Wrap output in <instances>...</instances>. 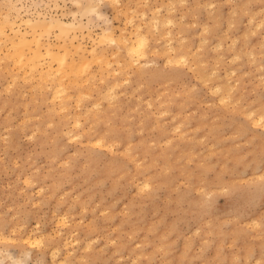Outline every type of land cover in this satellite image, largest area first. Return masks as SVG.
<instances>
[{"label": "rangeland", "instance_id": "rangeland-1", "mask_svg": "<svg viewBox=\"0 0 264 264\" xmlns=\"http://www.w3.org/2000/svg\"><path fill=\"white\" fill-rule=\"evenodd\" d=\"M16 10L80 21L38 31L81 71L49 100L48 59L0 47V264H264V0H0L1 25Z\"/></svg>", "mask_w": 264, "mask_h": 264}, {"label": "bare ground", "instance_id": "bare-ground-1", "mask_svg": "<svg viewBox=\"0 0 264 264\" xmlns=\"http://www.w3.org/2000/svg\"><path fill=\"white\" fill-rule=\"evenodd\" d=\"M185 1V0H184ZM80 2V1H79ZM81 4V3H80ZM172 4V3H171ZM81 7V6H80ZM97 7H98V5H96V4H90L89 5V7H86V9H84V11H81V13L83 12V14H84V12L85 11H91V12H93V11H95L96 12V9H97ZM18 9V8H17ZM20 9H22L21 7H20ZM247 11V10H246ZM16 12H17V10H16ZM91 12H88V13H91ZM18 13V12H17ZM87 13V12H86ZM98 13V12H97ZM23 14V13H22ZM99 15H100V13H98ZM85 15V14H84ZM90 15V14H89ZM8 16V15H7ZM16 17L15 18H12V16H11V18L8 16V17H6L7 18V20H6V22H3V23H6V24H3L2 23V25H1V23H0V47L5 43V44H7V43H9L10 44V47H9V45H8V47H9V49H8V51H7V53L6 54H4L5 55V57H10L11 59H12V61L16 64V65H19V66H24V65H28V64H30L29 66L31 67L30 69H32V72H34L33 71V69L35 70V69H37V68H39L38 66L39 65H43L45 62H48L49 61V68L48 69H41V71H39L40 73H41V78H42V80H51L52 82H50V83H53V85H54V89L55 90H53V94L54 95H51V97H53L52 99L50 98L49 100H53L56 96L58 97L59 96V94H61V90L63 89L62 88V86H63V80H65V79H62V77H67L68 76V74L69 73H72V72H74L75 73V75L77 76V75H80V74H78V73H80L79 71H81V70H79L78 71V69H77V67H76V65H78L79 66V63L78 64H76L75 63V57H73V55H72V52L71 51H73L72 50V48H70V44L68 45V44H63V46H62V44H61V46H59V47H54V46H52V44H50L49 42H44V40L42 39V38H44V37H42V31H38V29L40 28L41 30H44V32L46 31V32H49V30H51L52 28H56L58 31H60L59 33L61 34V33H66V34H68L67 32H70V30L71 29H73V28H79V26H81L80 27V29L82 28V24L80 25V24H77V22L76 21H66V20H64V19H62V18H58V17H51V18H45V17H39V18H36V19H32V18H27V19H25V18H22L21 17V13H20V11H19V13L17 14V15H15ZM38 16V15H37ZM86 16V15H85ZM103 16V15H102ZM75 18V17H74ZM250 18V17H249ZM264 18V17H263ZM19 19H22V22H24L27 26H28V28H29V30H26V31H23L22 29H21V25H19L18 24V20ZM170 19V18H169ZM252 19V18H251ZM156 20V19H155ZM171 20V19H170ZM5 21V20H4ZM251 21V20H250ZM171 22L172 23H174L173 22V20H171ZM252 22V21H251ZM20 23V22H19ZM78 23H80V21L78 22ZM170 23V22H169ZM260 23V22H259ZM262 23V22H261ZM21 24V23H20ZM257 24H258V22H257ZM232 25V24H231ZM26 26V27H27ZM259 26V25H258ZM204 27V26H203ZM207 27V26H206ZM85 28V27H84ZM39 29V30H40ZM53 30V29H52ZM87 30H88V28H87ZM90 30V29H89ZM54 31V30H53ZM91 31V30H90ZM206 31V30H205ZM254 33V32H253ZM45 34V33H44ZM58 34V33H57ZM76 34V33H75ZM138 34V33H137ZM143 34V33H142ZM46 35V34H45ZM45 35H43V36H45ZM47 35H48V33H47ZM65 35V34H64ZM88 35V34H87ZM106 35V38L105 39H107V37L108 38H110V39H112L113 41H114V37H113V34H112V31L110 30V28H108V29H106V32L104 33V36ZM140 34H138V35H136L137 37L136 38H138L137 39V42H133V41H130V40H128V41H125V43H124V46H125V50L128 52V54L131 56V57H133L134 56V58H135V56L136 57H139V56H142V55H145L146 54V52H145V50H144V48L145 47H143V46H147V43H145L146 41V39L144 38V36H146V34L143 36L142 35V37H141V35L139 36ZM68 36V35H67ZM66 36V37H67ZM76 37H77V35H76ZM61 38V37H60ZM68 38V37H67ZM84 38V37H83ZM90 38H92V37H90ZM118 38V37H117ZM62 39V38H61ZM66 39V38H65ZM123 39V38H122ZM145 39V40H144ZM264 39V38H263ZM68 40H70V39H67V41ZM112 40H110V41H112ZM118 40V39H117ZM170 40V39H169ZM84 41V40H83ZM100 41V40H99ZM124 41V40H123ZM145 41V42H144ZM221 41V40H220ZM96 42V41H95ZM65 43H66V41H65ZM144 43L146 44V45H144ZM168 43V42H167ZM170 43V42H169ZM232 43V42H231ZM72 44H73V42H72ZM71 44V45H72ZM83 43H81V44H79V43H77V45H78V48L79 49H77V46H76V50L77 51H79V50H81V49H84L82 46ZM86 44V43H85ZM85 44H84V46H85ZM82 45V46H81ZM216 45H218V44H216ZM235 45V43L233 44L232 43V46H234ZM74 46V45H73ZM219 46V45H218ZM218 46H215V47H218ZM221 46V45H220ZM219 46V47H220ZM95 47V46H94ZM181 47V46H180ZM203 47V46H202ZM222 47V46H221ZM220 47V48H221ZM6 48V47H5ZM201 48V47H200ZM73 49H75V48H73ZM175 49V48H174ZM75 50V51H76ZM216 50V49H215ZM240 50V49H239ZM91 51H94L93 49L91 50ZM95 51H96V49H95ZM95 51H94V53L93 52H90V53H93V57L95 56ZM81 53V55H83L82 57H81V62H80V65L82 66V68H83V70H86L87 69V67L89 66V62H88V58H86V56L84 55L85 53L82 51V52H80ZM144 53V54H143ZM243 53H244V51H243ZM252 53V52H251ZM104 54V53H103ZM198 55V54H197ZM200 55V54H199ZM251 55H253V54H251ZM77 56V55H76ZM221 56H222V54H221ZM235 56H236V54H235ZM78 57V56H77ZM171 57V56H170ZM238 57V56H237ZM253 57V56H252ZM134 58H132V59H134ZM169 58V57H168ZM176 58V57H175ZM174 58V60L175 61H177L176 59ZM179 58V57H178ZM181 58H184V57H182L181 56ZM233 58V57H232ZM231 58V59H232ZM255 58V57H254ZM46 59H48V61L46 60ZM88 59V60H87ZM180 59V58H179ZM178 59V60H179ZM216 59V58H215ZM237 59V58H236ZM46 60V61H45ZM169 60V59H168ZM184 60V59H183ZM43 61H45L44 63H43ZM132 61V60H131ZM137 62V61H136ZM169 62H171V59H170V61ZM203 62H205V61H203ZM57 64V68H55L56 69V72L58 73V75H60L59 74V72L61 73V72H63V74H64V72H65V70L67 71V69H69V72H68V74H67V76H66V73H65V75L64 76H62L63 74H61L60 76H61V78L59 77V76H57L56 74L57 73H55L54 71L55 70H53V65L52 64ZM132 63V62H131ZM166 63V62H165ZM173 63V62H172ZM217 63H218V61H217ZM207 64V63H206ZM219 64V63H218ZM215 65H216V63H215ZM19 66H18V68H19ZM29 66H27V67H29ZM42 67H44V66H42ZM17 68V69H18ZM23 69H24V67H22ZM26 68V67H25ZM64 68H66L65 70H63ZM6 69V68H5ZM205 69V68H204ZM60 70H63V71H60ZM8 71V70H7ZM16 71V70H15ZM24 71H25V69H24ZM59 71V72H58ZM72 71V72H71ZM214 71V70H213ZM233 72L235 71L234 69L232 70ZM20 72V71H19ZM30 72V71H29ZM31 72V73H32ZM85 72V71H84ZM215 72H216V70H215ZM39 73V74H40ZM83 73V72H82ZM86 73V72H85ZM107 73H110V72H107ZM213 73V72H212ZM228 72H226L225 74H227ZM29 74V73H28ZM32 74H34V73H32ZM89 74H90V76H92L93 74L90 72V70H89ZM14 75V74H13ZM16 75L18 76V74L16 73ZM70 75V74H69ZM83 75V74H82ZM204 75V74H203ZM211 75V74H210ZM16 76V77H17ZM29 76V75H28ZM33 76V75H32ZM86 76V75H85ZM214 76V75H213ZM24 77V76H23ZM64 77V78H65ZM68 77H70V76H68ZM77 77H79V76H77ZM205 77V76H204ZM203 77V78H204ZM210 77V76H209ZM24 78H27V77H24ZM29 78V77H28ZM40 78V79H41ZM73 78V77H72ZM76 80H78V78H76V77H74ZM73 78V79H74ZM85 78V77H84ZM202 78V77H201ZM217 78H218V76H217ZM220 78V77H219ZM15 79V75H14V78H13V80ZM17 79V78H16ZM69 80H70V78H68ZM74 79V80H75ZM82 79H83V77H82ZM81 79V80H82ZM209 79V78H208ZM26 80V79H25ZM74 80H72V82H74ZM75 80V81H76ZM205 80V79H204ZM14 81H16V80H14ZM40 81V80H39ZM68 81V80H67ZM120 81V80H119ZM41 83H42V81H40ZM40 82H36V85L37 84H39ZM65 82V81H64ZM118 81H116L115 83H117ZM228 82V81H227ZM69 83H70V81H69ZM79 82H76V85L78 84ZM82 83V82H81ZM80 83V84H81ZM35 84V83H34ZM68 84V83H67ZM67 84H65V85H67ZM75 84V83H74ZM83 84V83H82ZM117 84H119V83H117ZM223 84V83H222ZM40 85V89H41V86L43 85V84H39ZM64 85V87H67V89L68 88H70V87H68V86H65ZM116 85V84H115ZM217 85V84H216ZM224 85V84H223ZM35 86V85H34ZM70 86H72V85H70ZM82 86V85H81ZM109 86V85H108ZM118 86V85H117ZM5 87V86H4ZM6 87H7V85H6ZM50 87V86H49ZM48 86H47V88L46 89H48L49 88ZM94 87V86H93ZM218 87V86H217ZM219 87H221V84H220V86ZM231 87V86H230ZM235 87H236V84H235ZM43 88V87H42ZM62 88V89H61ZM97 88V87H96ZM232 88V87H231ZM8 89V88H7ZM83 89H84V87H83ZM107 89H109V88H107ZM229 89V88H228ZM214 90H216V89H214ZM218 90H219V88H218ZM217 90V91H218ZM221 90V89H220ZM219 90V91H220ZM232 90V89H231ZM231 90H227L226 92H230ZM44 91V90H43ZM64 91V90H63ZM79 91L80 90H78V93H77V95L79 94ZM106 91V95L108 94V92H109V96L112 98V96H113V98H115V96L117 97V95H110V89H109V91L108 90H105ZM105 91H104V93H105ZM218 91V92H219ZM81 92V91H80ZM82 92H84V91H82ZM81 92V93H82ZM213 92H215V91H213ZM59 93V94H58ZM80 93V94H81ZM90 93H91V91H90ZM113 93V92H112ZM111 93V94H112ZM116 93V92H115ZM114 93V94H115ZM56 94H58V95H56ZM64 94H66V91H65V93ZM79 94V95H80ZM102 94V93H101ZM117 94V93H116ZM46 96H47V94H45ZM83 95H84V93H83ZM83 95H81L82 97H83ZM226 95L228 96V94L226 93ZM63 98L64 97H66V95L65 96H63V95H61ZM68 97H69V95H67ZM81 96H79L80 98H82ZM90 96V95H89ZM222 96V95H221ZM223 96H225V95H223ZM60 97V96H59ZM61 97V98H62ZM67 97V98H68ZM109 97V98H110ZM62 98V101L64 100ZM67 98H65V99H67ZM77 98H78V96H77ZM80 98H78L77 100H80ZM105 98H106V96H105ZM219 99H218V101L220 100V97H218ZM225 98V100H227L226 99V97H224ZM230 95H229V98H228V100H230ZM56 99V98H55ZM54 99V100H55ZM115 100V99H114ZM223 100V98L220 100V101H222ZM225 100H224V102H225ZM227 100V101H228ZM61 101V102H62ZM225 102V104L226 103H228V102ZM231 101V100H230ZM240 101V100H239ZM53 102V101H52ZM223 102V101H222ZM67 103V102H66ZM66 103H63L62 102V104L60 105V108H62V109H67L66 108ZM95 103V102H94ZM97 104V103H96ZM221 104H223V103H221ZM238 104V103H237ZM230 105V104H229ZM52 107V106H51ZM55 107V106H54ZM67 107H68V105H67ZM91 107V106H90ZM226 107V106H225ZM52 109V108H51ZM51 109H49V110H51ZM66 111V110H65ZM90 111V110H89ZM250 112V111H249ZM90 113V112H89ZM253 113V112H252ZM68 114V112H66V114H65V120H64V124L65 125H67V124H69L70 123V120H69V116H66ZM71 114V113H70ZM246 116H248V114H246ZM75 117V116H74ZM74 117H73V119H74ZM94 117H95V115H94ZM249 117H250V115H249ZM261 118H262V116H261ZM104 119V118H103ZM252 119H254V118H252ZM260 119V118H259ZM262 119H264V118H262ZM261 119V120H262ZM255 120V119H254ZM253 120V121H254ZM99 120H96V122H98ZM258 121V120H257ZM79 119L76 117L75 119H74V121H73V124L72 125H77V124H79ZM256 122V121H255ZM259 123H260V121H259ZM261 124V123H260ZM262 124H264V123H262ZM22 125V124H21ZM25 124H23L22 126H23V128L25 127L24 126ZM252 125H255L254 123H252ZM257 125V124H256ZM21 126V127H22ZM68 128V130H66V129H63L64 131L63 132H66V133H69L70 131H72L69 127L70 126H67ZM63 128V127H62ZM72 128V127H71ZM173 129V128H172ZM65 133V134H66ZM72 133V132H71ZM70 133V139H72V134ZM77 135V134H76ZM101 135V134H100ZM68 136V135H67ZM73 136H74V134H73ZM77 137H78V135H77ZM75 138V137H74ZM73 138V139H74ZM103 139H105L104 137H103ZM171 139V138H170ZM169 139V140H170ZM92 141V140H91ZM98 141V140H97ZM97 141L96 140H94V142L96 143V144H101L100 142H98L97 143ZM100 141H102V139L100 140ZM93 141L92 142H89V143H94ZM109 143H110V141H109ZM105 144V143H104ZM94 145V144H93ZM105 145H107V144H105ZM109 145V144H108ZM102 146V145H101ZM106 147V146H105ZM125 147V146H124ZM109 149V148H108ZM111 150V149H110ZM126 150V149H125ZM130 151H131V149H129ZM128 150V151H129ZM128 151H127V153H128ZM210 152V151H209ZM124 153H126V152H124ZM215 153V152H214ZM135 156H136V154H135ZM134 157V156H133ZM135 158V157H134ZM131 159V158H130ZM141 161V160H140ZM137 163H139V162H137ZM136 167V166H135ZM221 167V166H220ZM148 185V184H147ZM201 188H204V187H201ZM197 189H198V187H197ZM199 190H200V188H199ZM197 192H198V190H197ZM202 192H204V191H202ZM65 244H66V246H67V242H65ZM55 250H57V248L55 249ZM50 255H52V258H51V262H50V264H68L67 262H66V260H58L56 257H57V252L56 251H54V252H52V254H51V252H50ZM8 256L10 257V258H13V260H14V262H15V259L16 258H14V256L13 255H11L10 253L8 254ZM1 261V260H0ZM3 261V260H2ZM1 261V262H2ZM15 264H22L21 262H15Z\"/></svg>", "mask_w": 264, "mask_h": 264}]
</instances>
